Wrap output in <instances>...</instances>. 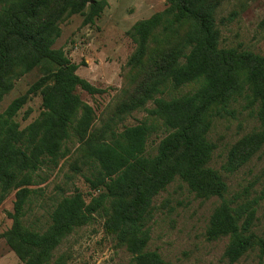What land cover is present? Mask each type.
Wrapping results in <instances>:
<instances>
[{"label": "trees", "instance_id": "1", "mask_svg": "<svg viewBox=\"0 0 264 264\" xmlns=\"http://www.w3.org/2000/svg\"><path fill=\"white\" fill-rule=\"evenodd\" d=\"M0 0V103L15 82L34 69L41 77L0 114V204L14 192L11 227L0 234L24 264H64L54 251L94 215L104 231L132 257L133 264H171L147 249L154 198L178 179L200 199L217 198L206 228L209 241L227 239L230 264L255 251L264 262V238L253 232L257 200L226 199L227 185L210 166L215 144L209 139L215 118L244 101L253 107L258 129L229 150L222 169L232 173L264 145V56L220 46L215 12L218 0H166L165 8L133 24L127 36L134 50L127 59L118 105L107 124L93 128L94 111L77 90L103 91L80 78L78 65L53 45L60 24L83 16L98 19L106 0ZM189 90L174 96L181 88ZM40 95L42 111L20 129L17 113L30 95ZM151 102L153 107L145 106ZM144 110L159 121L165 136L149 156L146 144L155 122L115 130L114 118ZM113 123V127L111 124ZM77 138L78 160L90 171L87 202L76 191L61 198L44 231L23 224L24 208L43 165L57 166Z\"/></svg>", "mask_w": 264, "mask_h": 264}, {"label": "rangeland", "instance_id": "2", "mask_svg": "<svg viewBox=\"0 0 264 264\" xmlns=\"http://www.w3.org/2000/svg\"><path fill=\"white\" fill-rule=\"evenodd\" d=\"M215 12L220 31V46L248 50L264 56V0H218ZM100 17L92 24L83 25V16L73 15L61 24V35L53 45L62 49L70 62L78 65L76 74L101 94L89 95L78 89L80 99L94 111L93 128L109 123L123 85L126 62L134 50L127 31L134 23L148 19L165 8L166 0H106ZM41 77L34 69L18 79L13 89L0 103V114L9 103L24 95ZM181 88L177 96L188 91ZM147 109L153 107L149 102ZM40 95H30L17 113L15 121L20 129L33 122L41 113ZM231 113L215 118L209 139L215 144L210 166L219 172L227 185L226 199L237 202L257 200L253 232L264 238V145L251 159L232 173L222 169L230 148L243 136L258 129L253 107L244 101L231 106ZM114 118L115 130L142 123L155 122L157 129L149 137L146 150L149 156L156 152L158 142L165 136L159 121L148 119L144 110H135ZM113 123L111 127H113ZM78 140L73 136L66 142L68 154L57 166L43 165L36 172L35 184L24 208L23 224L34 231H44L55 204L76 191L88 202L92 191L85 177L89 170L78 160ZM12 192L0 204V234L11 227L8 213L13 212ZM220 203L217 198L200 199L187 185L175 179L152 203L149 222L150 238L147 249L156 251L171 264H230L225 258L227 239L209 241L205 236L209 218ZM104 219L94 215L92 221L75 229L54 251V259L61 257L64 264H133L131 255L116 244L104 231ZM0 264H24L0 238ZM233 264H259L257 253L248 252ZM261 264H264L262 262Z\"/></svg>", "mask_w": 264, "mask_h": 264}, {"label": "water", "instance_id": "3", "mask_svg": "<svg viewBox=\"0 0 264 264\" xmlns=\"http://www.w3.org/2000/svg\"><path fill=\"white\" fill-rule=\"evenodd\" d=\"M91 3H93V0H92V2Z\"/></svg>", "mask_w": 264, "mask_h": 264}]
</instances>
